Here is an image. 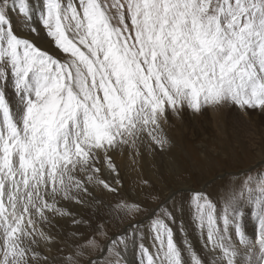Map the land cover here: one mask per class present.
<instances>
[{"label": "snow or ice", "instance_id": "6c2138e0", "mask_svg": "<svg viewBox=\"0 0 264 264\" xmlns=\"http://www.w3.org/2000/svg\"><path fill=\"white\" fill-rule=\"evenodd\" d=\"M226 106L264 112V0H0V264H52L49 226L105 209L116 156L136 164L166 150L170 116ZM150 198L107 206L127 226L98 224L62 264H264V170Z\"/></svg>", "mask_w": 264, "mask_h": 264}, {"label": "rangeland", "instance_id": "374dc122", "mask_svg": "<svg viewBox=\"0 0 264 264\" xmlns=\"http://www.w3.org/2000/svg\"><path fill=\"white\" fill-rule=\"evenodd\" d=\"M17 27L27 31L20 25ZM42 39V42L35 41L37 45L54 51ZM256 112L260 110L241 111L238 107L226 106L217 109L216 113L212 108H206L200 113L185 109L178 117L170 116L165 129L170 140L166 150L145 153L136 164L129 158L125 161L124 156L121 161L114 158L120 173L118 179L121 186L118 193L98 190V198L105 203V209L99 214L91 208L70 204V210L88 220V223L74 225L68 218H61L58 222L54 220L49 226V234L54 240L44 247L43 254L55 258L52 264H62L61 258L67 257L76 245L86 243L95 233L98 224L104 226L109 236L122 231L130 221L123 216L114 219L107 214V206L120 200L139 201L150 210L159 202H154L151 195H159L160 200H163L180 189L203 190L215 194L222 185L243 178L250 169L254 172L264 170V139L259 142L256 138V145H253L248 138L257 135L256 127L251 125L254 120L252 118V122L249 119V115ZM261 129L258 135L264 137V119ZM104 178L113 184L117 179L107 170H104ZM141 180H148L149 186L142 185ZM180 195L187 196L188 193L181 192ZM143 215L145 213L135 219L139 220ZM184 219L188 220L187 213ZM196 235L192 232L189 236L194 244L198 241ZM176 240L178 244L181 241L178 232Z\"/></svg>", "mask_w": 264, "mask_h": 264}, {"label": "bare ground", "instance_id": "6f19581e", "mask_svg": "<svg viewBox=\"0 0 264 264\" xmlns=\"http://www.w3.org/2000/svg\"><path fill=\"white\" fill-rule=\"evenodd\" d=\"M42 39V38H41ZM41 39H37L36 40V42L37 41H40V42H42L41 41ZM43 40V39H42ZM38 43V42H37ZM47 47V46H46ZM216 111H217V109L215 110V109H213V112L214 113H216ZM261 112V111H260ZM260 112H256L255 114H253V115H249V119L252 121V118H253V120H254V123H252L251 125L252 126H255L256 127V129H255V135L256 136H258V137H256V136H249L248 138L250 139V141L252 142V144L253 145H256V138H258V140H259V142L260 141H262L263 139H264V137L263 136H260L259 137V135L258 134H260V131L262 130L261 129V122H262V120L264 119V113H260ZM243 114V113H242ZM240 120V119H239ZM253 122V121H252ZM257 125H259V129H258V126ZM247 126V125H246ZM258 130H259V132H258ZM263 132V131H262ZM262 134V133H261ZM252 135V134H251ZM125 157V161L126 160H128V157L125 155L124 156ZM123 156H116L115 157V159L116 160H122L123 158H124ZM122 158V159H121ZM150 158V157H149ZM124 160V159H123ZM130 161V160H129ZM123 163V162H122ZM140 163V162H139ZM123 165H125V167H129L128 165H127V163H123ZM139 166V165H138ZM140 167V166H139ZM130 168V167H129ZM246 228H247V230L249 231V232H252L253 230H254V224H253V222L252 221H249L247 224H246ZM193 236V235H192ZM197 236V235H196ZM190 241H191V243L193 244V246H194V248L197 250V251H199L200 250V246H201V241L198 239V241H197V244H194V240H191L190 239Z\"/></svg>", "mask_w": 264, "mask_h": 264}]
</instances>
